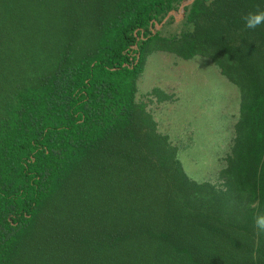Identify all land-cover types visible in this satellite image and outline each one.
<instances>
[{
    "label": "trees",
    "instance_id": "16d2710c",
    "mask_svg": "<svg viewBox=\"0 0 264 264\" xmlns=\"http://www.w3.org/2000/svg\"><path fill=\"white\" fill-rule=\"evenodd\" d=\"M186 1L0 0V264H264V0ZM153 52L239 91L215 182L136 98Z\"/></svg>",
    "mask_w": 264,
    "mask_h": 264
},
{
    "label": "rangeland",
    "instance_id": "374dc122",
    "mask_svg": "<svg viewBox=\"0 0 264 264\" xmlns=\"http://www.w3.org/2000/svg\"><path fill=\"white\" fill-rule=\"evenodd\" d=\"M159 88L174 94V102L153 103L148 109L158 130L178 147V160L193 181L215 182L224 167L240 94L208 59L182 60L153 52L137 82V100Z\"/></svg>",
    "mask_w": 264,
    "mask_h": 264
},
{
    "label": "clouds",
    "instance_id": "9594fccd",
    "mask_svg": "<svg viewBox=\"0 0 264 264\" xmlns=\"http://www.w3.org/2000/svg\"><path fill=\"white\" fill-rule=\"evenodd\" d=\"M261 19H264V14L250 16L246 19V25L249 28H253L256 26V24H258L261 21ZM258 225L264 228V218L258 220Z\"/></svg>",
    "mask_w": 264,
    "mask_h": 264
},
{
    "label": "water",
    "instance_id": "95a60500",
    "mask_svg": "<svg viewBox=\"0 0 264 264\" xmlns=\"http://www.w3.org/2000/svg\"><path fill=\"white\" fill-rule=\"evenodd\" d=\"M193 0H189V1H186L184 2L182 5H181V9H183L184 5L186 4H190ZM174 14L177 18H178V13H169L162 21L161 24H159L156 28L159 29L164 23H166V21L168 20V18L170 17V15Z\"/></svg>",
    "mask_w": 264,
    "mask_h": 264
}]
</instances>
